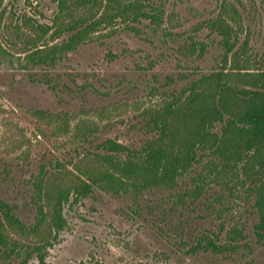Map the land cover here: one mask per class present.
<instances>
[{"label": "rangeland", "instance_id": "obj_1", "mask_svg": "<svg viewBox=\"0 0 264 264\" xmlns=\"http://www.w3.org/2000/svg\"><path fill=\"white\" fill-rule=\"evenodd\" d=\"M156 4H164L160 24L141 18L101 26L88 42L43 63L29 57L28 37L44 24L51 30L41 48L67 40L70 33H54L59 0H0V198L25 223L37 215L38 176L58 164L74 169L110 139L142 147L156 135L155 109L224 66L223 36L207 22L224 16L237 32L227 71L264 68V0ZM252 194L242 166L200 150L174 187L73 194L64 204L66 227L44 262L24 246L0 264H264Z\"/></svg>", "mask_w": 264, "mask_h": 264}, {"label": "trees", "instance_id": "obj_2", "mask_svg": "<svg viewBox=\"0 0 264 264\" xmlns=\"http://www.w3.org/2000/svg\"><path fill=\"white\" fill-rule=\"evenodd\" d=\"M164 11V4L157 5L156 0H59L54 33L67 32L69 37L41 48L51 27L34 26V36L28 37V54L34 61L54 63L91 40L101 26L141 18L160 24ZM207 25L223 36L224 66L193 79L155 109L151 118L156 135L142 147L110 139L103 143L102 151L89 152L74 169L58 164L38 176L33 183L39 200L34 222L25 223L12 205L0 198V257H12L25 246L26 252L44 262L47 247L54 245L66 227L64 204L73 194L87 195L94 187L114 193L174 187L205 149L221 158L225 166H242L246 171L259 216L256 231L264 238V68L257 72L227 71L237 32L224 16ZM233 61L239 68L237 52ZM37 113L46 116L43 110ZM234 233L244 237L241 229L235 228ZM20 237L33 242L24 244ZM211 245L219 247L214 241Z\"/></svg>", "mask_w": 264, "mask_h": 264}]
</instances>
